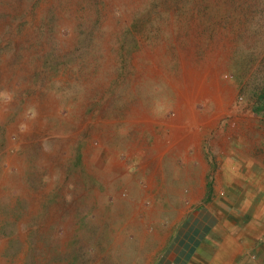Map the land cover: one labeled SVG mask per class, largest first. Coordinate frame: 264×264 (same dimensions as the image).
I'll return each mask as SVG.
<instances>
[{
    "label": "rangeland",
    "instance_id": "1",
    "mask_svg": "<svg viewBox=\"0 0 264 264\" xmlns=\"http://www.w3.org/2000/svg\"><path fill=\"white\" fill-rule=\"evenodd\" d=\"M197 212L264 264V0H0V264H150Z\"/></svg>",
    "mask_w": 264,
    "mask_h": 264
},
{
    "label": "crops",
    "instance_id": "2",
    "mask_svg": "<svg viewBox=\"0 0 264 264\" xmlns=\"http://www.w3.org/2000/svg\"><path fill=\"white\" fill-rule=\"evenodd\" d=\"M185 94L189 102L191 94L187 92ZM178 126L175 125V129L179 128ZM172 132L176 135L175 140L181 136V131H173L172 129ZM240 171H237V175H240ZM181 213L184 215L183 212ZM210 226L211 220L205 217V214L203 216H201L200 212L189 214V216L184 218L183 223L177 230V237L173 239V243L168 244L167 254L156 261L149 258L150 264H213L220 246L217 245L214 239H211L210 235L209 241L206 240L210 232ZM204 234L207 235L203 236ZM154 239L156 238L154 237ZM162 240L166 244L170 241V239L167 240L163 236ZM164 243L163 246L166 245Z\"/></svg>",
    "mask_w": 264,
    "mask_h": 264
}]
</instances>
